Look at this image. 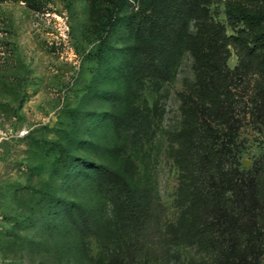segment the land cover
<instances>
[{"label": "trees", "instance_id": "1", "mask_svg": "<svg viewBox=\"0 0 264 264\" xmlns=\"http://www.w3.org/2000/svg\"><path fill=\"white\" fill-rule=\"evenodd\" d=\"M111 1L98 36V54L109 77L101 87L109 103L104 120L116 136L111 149L121 161L110 164L60 144L56 158L58 174L65 172L69 180L82 170L93 171L99 193L111 204V215L98 220L71 197H57L54 209L78 216L83 230L112 242L120 259L190 245L210 256L211 264H264V152L244 166L236 146L231 151L223 139L238 128L240 111L264 124V0H140L135 11L124 15L127 0ZM118 20L135 36L119 46L109 39ZM232 50L238 64L230 68ZM110 52L118 61L109 59ZM183 52L192 58L193 76L177 92L179 125L168 133L177 168L179 213L175 221L163 222L144 149L154 137L156 107L149 105L142 90L147 82L158 87L167 67ZM246 66L261 80L254 83L245 108L240 105L239 72ZM124 72L128 83L120 80ZM117 80L119 86H112ZM125 92L129 101L123 104ZM75 141L93 144L91 139ZM231 152L228 176L224 167ZM249 179L261 201L258 207L244 192Z\"/></svg>", "mask_w": 264, "mask_h": 264}, {"label": "rangeland", "instance_id": "2", "mask_svg": "<svg viewBox=\"0 0 264 264\" xmlns=\"http://www.w3.org/2000/svg\"><path fill=\"white\" fill-rule=\"evenodd\" d=\"M111 2L0 0V264H211L210 256L190 245L173 246L166 254L150 250L143 257L120 259L112 242L83 230L78 216L54 209L57 197H71L98 220L111 215V204L99 193L93 171L82 170L69 180L65 172L58 174L56 162L58 144L110 164L121 161L111 149L116 136L104 120L109 103L101 96V87L109 77L104 76L106 64L98 54V36L103 34ZM139 2L127 0L122 15L135 11ZM127 30L118 20L109 39L117 46L124 39L131 42L135 36ZM109 55L118 61L112 52ZM227 64L230 68L238 64L233 50ZM166 73L158 87L147 82L142 90L149 105L156 107L154 137L144 149L163 222L175 221L179 213L177 168L168 133L179 125L177 92L193 76L188 52ZM239 73L240 105L246 108L254 83L261 79L248 66ZM127 76L124 72L119 77L128 83ZM120 80L112 86H119ZM128 94L124 93L123 104L129 101ZM239 116L238 128L223 139L231 151L236 146L240 164L248 161L243 164L248 166L264 152V124L248 111ZM77 137L93 144L78 145ZM226 159L228 175L233 152ZM134 162L142 172V163ZM254 187L249 179L244 192L258 207L261 201Z\"/></svg>", "mask_w": 264, "mask_h": 264}, {"label": "water", "instance_id": "3", "mask_svg": "<svg viewBox=\"0 0 264 264\" xmlns=\"http://www.w3.org/2000/svg\"><path fill=\"white\" fill-rule=\"evenodd\" d=\"M243 164L247 165L248 164V161H243Z\"/></svg>", "mask_w": 264, "mask_h": 264}]
</instances>
